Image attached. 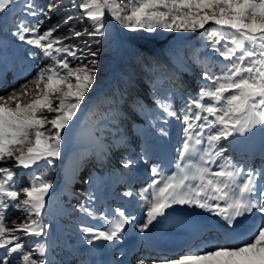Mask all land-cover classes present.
Masks as SVG:
<instances>
[{
    "label": "snow or ice",
    "instance_id": "obj_1",
    "mask_svg": "<svg viewBox=\"0 0 264 264\" xmlns=\"http://www.w3.org/2000/svg\"><path fill=\"white\" fill-rule=\"evenodd\" d=\"M73 9H81L91 21L92 31L71 30L70 35L54 36L60 25L43 33L45 19L63 7L54 0L44 7L35 0H24L26 14L35 23L21 20L12 35L34 46L50 61L39 68L31 81L0 95V264H52L47 258L46 237L49 225L42 213L53 182L46 175H36L41 162L53 164L62 155V141L78 117L87 94L94 89L98 76L99 48L84 42L87 52L65 41L83 36L107 39L110 22H118L129 31L157 30L196 32L209 25L204 37L214 53L228 61L220 76L205 65L206 83L187 105L182 118L173 107L171 97L156 101L164 118L182 123L183 139L176 149L174 169L154 164L151 183L140 198L144 219L136 225L140 233L150 230L175 205H192L219 217L223 223V239L213 236L198 245H190L178 258L146 257L152 264H264V159L253 168L234 163L225 156L222 141L247 139L259 129L262 135L261 157L264 158V0H70ZM17 0H0V14ZM67 16L62 23L72 20ZM99 43V41H97ZM75 49V50H74ZM81 52L80 56L77 52ZM34 54V53H33ZM68 57L76 61L72 66ZM153 68L156 65L152 66ZM35 85L37 95L28 103V84ZM3 81H0V86ZM41 85L43 87L41 88ZM14 104L15 106H11ZM160 117H157L159 119ZM161 133L166 134L164 129ZM148 152L145 150V156ZM14 167L32 171L29 185L20 187ZM133 161L127 159L128 168ZM212 165L216 166L213 170ZM259 177V179H258ZM125 195L133 196L131 191ZM23 214L24 219L8 227L7 210ZM80 211L94 216V210L80 205ZM255 215L250 224L239 221ZM102 226H82L89 245L94 241L118 243L125 238L126 225L135 216L116 209L109 218L101 214ZM41 238L34 248L25 250L21 237ZM13 254L16 259H13ZM75 255V253H73ZM124 255V253H121ZM80 264H88L80 261ZM116 264V262H112ZM143 264V261H141Z\"/></svg>",
    "mask_w": 264,
    "mask_h": 264
},
{
    "label": "rangeland",
    "instance_id": "obj_2",
    "mask_svg": "<svg viewBox=\"0 0 264 264\" xmlns=\"http://www.w3.org/2000/svg\"><path fill=\"white\" fill-rule=\"evenodd\" d=\"M35 2L47 10V4L54 0H35ZM62 3L63 7L52 14L50 20L45 19L42 14L37 18L27 15L24 0H17V3L8 11L0 14V59L1 56L8 59L7 62L0 60V69L11 67L14 72L13 76L9 77L10 85L6 84L0 89V95L9 94L13 88L22 91L20 85L31 81L39 68L50 63L39 49L19 41L12 35L16 30V24L21 20L35 23L36 19H45V23L40 27L41 33L52 26L60 25L53 34L54 36L70 35L71 30L83 31L85 28L92 31L91 21L84 16L81 9H73L70 0H62ZM67 16H72L73 19L67 24L62 23ZM210 30V26L206 25L205 29L196 32H175L162 29L155 33H147L143 30L133 32L124 29L118 22L112 20L110 22L111 36L107 39L83 36L65 41V43L77 45L85 53L88 49L84 47V42L87 41L92 50L99 48L100 52L97 57L99 64L98 76L94 85L95 90H91L87 94L86 103L82 105L78 117L67 130L66 139L62 141L61 157L54 159L51 165L41 162L35 167L36 175L44 174L53 182L49 196L46 197L47 208L42 213L44 222L49 225L50 235L48 237L50 239L61 242L63 234L69 238L70 242L76 244L84 237L81 232L82 226H93L92 223L96 222L101 214H108L111 218V214H114L116 209L126 211L124 207L113 203H108L103 207L99 206L102 197L106 194H113L112 189L122 181L130 182L135 174H138L140 178L150 176L146 184L140 186L129 184L120 194L118 192L115 194L116 197L127 198V201L132 200L143 204L136 190L147 189L151 183V167L158 164L165 169H174L176 149L183 139V125L175 118L166 120L162 111L156 106V101L164 99L165 96L171 97L173 107L182 118L181 109H186L198 94L201 86L206 83L203 77L205 65H197L189 60V57L183 55L182 49L186 44L193 47L195 56H200L203 62L207 63L206 65L213 71L214 76L223 74L220 69L229 62L224 61L223 57L214 53L211 47L207 46L204 37ZM132 41L141 42L140 44L150 46V48L153 47L158 50L160 55H162L161 46H165L166 51L179 57V63L175 67L170 66L173 72L169 76L164 77L161 73L158 82L155 81L153 84L147 81L148 76L139 80L133 77L127 80L120 73L126 71L129 66V61L124 58L126 56L124 54L129 52L131 55H137L138 50ZM141 52L139 51V54ZM81 54V52H77L78 56ZM190 57L193 58V55ZM68 59L72 66H75L76 61L72 57H68ZM23 61L25 62L23 63ZM105 66L108 71L105 80L101 82L100 77L103 75ZM135 72L139 74L140 70L135 69ZM18 73L21 77L16 75ZM127 75L130 74L127 73ZM42 87L43 85H41ZM110 88L117 91L119 100L111 102L110 107L107 108L99 106L102 92L110 93ZM152 89L150 95L148 92ZM28 92L29 95L21 98L22 103H28L37 95L34 84H28ZM99 93H102L99 95L100 98H98ZM90 103L92 106L89 118L85 117L87 116L85 113ZM157 117L160 118L157 119ZM161 128L166 134L161 133ZM221 143L225 148L224 155L231 157L234 163L244 165L245 171H247V165H251L253 168L260 167L262 159H264L260 154L262 135L259 129H255L254 134L249 135L247 139L238 137L235 140L222 141ZM139 148L142 154L146 150L148 155L157 154L164 159L156 161L150 156L145 161L141 157L142 154L138 152ZM127 159H131L133 163L125 168L123 162ZM14 165V160L7 161V166L12 167L17 174L20 187L28 186L32 171L17 169ZM0 166L5 165L0 164ZM212 167L213 170L216 169L214 165ZM108 189L110 190L108 191ZM129 191L133 193V196L125 195ZM81 204L93 209L95 215L87 216L81 212ZM7 212L10 217L7 220L8 227L15 226L13 221L20 223L24 219L23 214L19 211L9 209ZM142 212L145 213V209L139 206L134 214L126 213L136 217ZM256 218L255 215L245 217L239 221V224H250ZM140 222L132 221L126 225V230L133 229V224ZM137 230L138 228L134 232ZM215 231L223 239L221 230ZM21 239L25 242V250L34 248L35 243L39 242V240L23 236ZM141 250L145 255L135 261L138 264H141V261L143 264H152L151 259H145L149 256V252L145 248H141ZM179 255L173 258H178ZM12 258L18 257L13 254ZM76 260H78L77 257Z\"/></svg>",
    "mask_w": 264,
    "mask_h": 264
},
{
    "label": "bare ground",
    "instance_id": "obj_3",
    "mask_svg": "<svg viewBox=\"0 0 264 264\" xmlns=\"http://www.w3.org/2000/svg\"><path fill=\"white\" fill-rule=\"evenodd\" d=\"M0 60L2 62L8 61L7 57L5 56H1ZM24 62L25 61H23V63ZM11 76H13L11 67H9L8 69H4L1 72L0 81H3V85L0 86L1 89L6 84H8V86L10 85L11 81L8 78ZM138 152L142 154L140 148ZM142 155L141 157L145 161L146 158L150 156L151 158H153V160L156 161L164 159L162 158V156H159L157 154H150L145 156L144 153ZM214 167L216 168L215 165ZM133 176L137 185L146 184L150 179V176L147 178H140L138 174H135ZM128 185V183L122 181L116 188L112 189L113 194H109L108 196L106 194L104 195V197H102L99 206L103 207L108 203H113L117 206L120 205V207L126 208V212L132 214L137 211L139 206L144 209L143 204L141 202L136 203L135 201L131 200V205H127V198L116 197V192L125 190ZM109 190L110 189H108V191ZM139 194L140 193H138V195ZM190 206L191 210L186 214L198 216L201 221L200 228L198 230V237L195 239V241L197 240L195 242V245L200 244L202 241H207L213 236H217L218 234L215 233V230L218 231L220 229L223 232L224 222L219 217L214 216L213 214L198 207L192 205ZM171 214L172 211L168 210L167 217L161 218L159 223H155V226H150V230H146L145 233H139L138 230L137 232H134L137 229L136 225L138 223L133 224V229H127L125 233V238L118 243L107 241H94L93 244L89 245L85 240V237H83L82 240H79L76 244H74L70 242L68 240L69 238L64 236L63 234L61 235V242H57L55 240L50 239L49 237H46L45 239L49 248L47 252V258L52 261V264H80V261H87L88 264H112V262H116V264H138L135 259L143 255L141 248L147 246L149 242L152 245H158L169 249L172 233V228L170 226ZM144 216L145 213L142 212L136 216V220L142 221L144 219ZM92 224L95 226H102L104 224V220L99 217L98 220ZM33 239L40 240L41 238L33 237ZM185 250L187 251L188 247H186ZM1 252H3V250H0V253ZM166 252L167 250L164 253L158 254L154 251L151 252L148 257H167L169 256L167 255L169 253ZM73 253H75V255ZM121 253H124V255H121ZM14 256L16 255L14 254ZM76 257L79 258V260H76Z\"/></svg>",
    "mask_w": 264,
    "mask_h": 264
},
{
    "label": "trees",
    "instance_id": "obj_4",
    "mask_svg": "<svg viewBox=\"0 0 264 264\" xmlns=\"http://www.w3.org/2000/svg\"><path fill=\"white\" fill-rule=\"evenodd\" d=\"M40 1V0H39ZM77 17V16H75ZM80 22H83L82 20H80ZM89 24V23H88ZM86 25V24H85ZM83 28L85 26H82ZM87 27V25H86ZM133 44H135L134 46L137 48L138 52L137 55H134L131 53H125L124 55H126L124 58H126L129 61V66L127 67L126 71L121 72L120 75L123 76V78H127V80L131 79L132 77L134 79H141L142 77H146L148 76L147 81L150 84L155 83V81L158 82V79L162 73V75H164V77L169 76V74L172 71V68L170 66H177V64L179 63V57L177 55H175L172 52L166 51V47L165 46H161V54H159L158 50L155 48H150V46H144L143 44H140L139 42H135L132 41ZM144 46V47H143ZM150 48V49H149ZM139 51H142L141 54H139ZM183 51V55L186 57H189V60H192L193 62L197 63V65H206L207 63L203 62V59L199 56H195L194 49L192 46H188V44H186L184 46V48L182 49ZM191 55H193V58L190 57ZM122 61V60H121ZM149 65H148V64ZM131 65H132V69H131ZM156 65L155 68H153L152 66ZM164 65V66H163ZM139 66H141L139 68ZM147 66V67H146ZM106 67V66H105ZM135 69H139L140 73L136 74ZM175 69V68H174ZM107 67L104 68V71L102 72V76L100 77V81L103 82L105 80V76L107 74ZM130 74V75H127ZM156 82V83H157ZM95 89H93L94 91ZM114 90V91H113ZM111 90V88L109 89L110 93H99V95L102 94V98L99 101V106H103L104 108L110 107L111 102H116L119 100L118 97V93L115 89ZM153 91V89L151 91H149L148 93L151 95V92ZM92 93V92H91ZM100 98V96L98 97ZM91 103L88 105L87 111L85 113V117H91V115H89V111L91 109Z\"/></svg>",
    "mask_w": 264,
    "mask_h": 264
},
{
    "label": "water",
    "instance_id": "obj_5",
    "mask_svg": "<svg viewBox=\"0 0 264 264\" xmlns=\"http://www.w3.org/2000/svg\"><path fill=\"white\" fill-rule=\"evenodd\" d=\"M172 209L176 210V211H181V212H188L189 211V209L187 207L180 206V205L174 206Z\"/></svg>",
    "mask_w": 264,
    "mask_h": 264
}]
</instances>
